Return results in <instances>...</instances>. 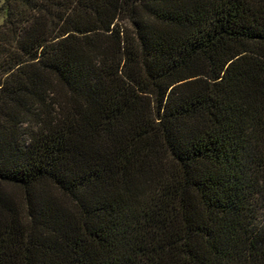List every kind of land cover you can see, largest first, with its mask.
<instances>
[{
    "label": "trees",
    "instance_id": "obj_1",
    "mask_svg": "<svg viewBox=\"0 0 264 264\" xmlns=\"http://www.w3.org/2000/svg\"><path fill=\"white\" fill-rule=\"evenodd\" d=\"M0 14V264H264V0Z\"/></svg>",
    "mask_w": 264,
    "mask_h": 264
},
{
    "label": "rangeland",
    "instance_id": "obj_2",
    "mask_svg": "<svg viewBox=\"0 0 264 264\" xmlns=\"http://www.w3.org/2000/svg\"><path fill=\"white\" fill-rule=\"evenodd\" d=\"M2 19H3V17H2V15L0 14V21H2Z\"/></svg>",
    "mask_w": 264,
    "mask_h": 264
}]
</instances>
